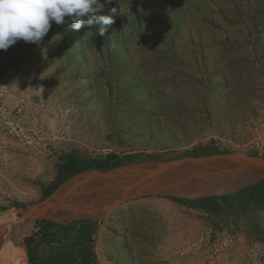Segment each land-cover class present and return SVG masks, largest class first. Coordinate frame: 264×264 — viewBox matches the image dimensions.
I'll return each instance as SVG.
<instances>
[{
    "label": "rangeland",
    "instance_id": "rangeland-1",
    "mask_svg": "<svg viewBox=\"0 0 264 264\" xmlns=\"http://www.w3.org/2000/svg\"><path fill=\"white\" fill-rule=\"evenodd\" d=\"M99 14L114 18L104 36L52 22L39 45L0 50V231L17 246L37 221L14 209L43 199L62 151L264 154V0H112ZM171 196L97 221L95 264H264V211L234 221Z\"/></svg>",
    "mask_w": 264,
    "mask_h": 264
},
{
    "label": "water",
    "instance_id": "water-1",
    "mask_svg": "<svg viewBox=\"0 0 264 264\" xmlns=\"http://www.w3.org/2000/svg\"><path fill=\"white\" fill-rule=\"evenodd\" d=\"M128 167L134 169L119 177H111L114 170ZM85 172L101 175L102 179L84 185L72 195L56 199L57 190L67 180L49 197L26 208L16 207L14 211L22 220H50L63 224L77 220L99 221L126 202L161 193L162 189L186 178L218 179L229 184H240V188L259 182L264 180V158L233 152L214 153L124 165L107 172Z\"/></svg>",
    "mask_w": 264,
    "mask_h": 264
},
{
    "label": "trees",
    "instance_id": "trees-1",
    "mask_svg": "<svg viewBox=\"0 0 264 264\" xmlns=\"http://www.w3.org/2000/svg\"><path fill=\"white\" fill-rule=\"evenodd\" d=\"M254 87L253 82L245 88ZM198 146L188 152V156L198 157L214 153H230L213 146ZM258 156V154H254ZM264 158V154L262 155ZM152 153L108 152L101 156H90L78 149L62 151L56 162L57 174L53 181L41 184L43 199L49 197L61 184L85 171L107 172L124 165L163 161ZM181 205L205 212L223 219L238 220L242 216L252 217L264 209V180L250 184L237 191L198 198L171 196ZM80 224V226H78ZM93 221L82 220L71 224H61L50 220L37 221V230L25 236L28 264H95L97 254L93 242L97 239Z\"/></svg>",
    "mask_w": 264,
    "mask_h": 264
},
{
    "label": "clouds",
    "instance_id": "clouds-1",
    "mask_svg": "<svg viewBox=\"0 0 264 264\" xmlns=\"http://www.w3.org/2000/svg\"><path fill=\"white\" fill-rule=\"evenodd\" d=\"M112 0H0V50L23 40L39 45L49 32L52 22L70 23L74 30L97 26L104 36L114 23L112 15L100 10ZM116 10L112 9L114 13ZM67 18V19H66Z\"/></svg>",
    "mask_w": 264,
    "mask_h": 264
},
{
    "label": "bare ground",
    "instance_id": "bare-ground-1",
    "mask_svg": "<svg viewBox=\"0 0 264 264\" xmlns=\"http://www.w3.org/2000/svg\"><path fill=\"white\" fill-rule=\"evenodd\" d=\"M122 174L123 172L111 177L115 176L116 178ZM100 179H102L101 176H88L85 173H80L64 183L57 190L55 198L59 199L72 195L75 191L80 190L84 185L97 182ZM178 183L182 184L179 185ZM178 183L174 186L162 189L161 191L166 194H174L181 197L198 198L207 195L229 193L240 188V184L237 183H218V179H203L200 177L186 178L185 180L182 179ZM203 183H205V186H201ZM15 243V240L8 239V237L5 234L2 235L0 231V264H27L28 259L26 248L23 246H17Z\"/></svg>",
    "mask_w": 264,
    "mask_h": 264
},
{
    "label": "crops",
    "instance_id": "crops-1",
    "mask_svg": "<svg viewBox=\"0 0 264 264\" xmlns=\"http://www.w3.org/2000/svg\"><path fill=\"white\" fill-rule=\"evenodd\" d=\"M237 191V190H236ZM234 192V191H233ZM229 193H231V192H229ZM222 194H225V193H222ZM215 195H218V194H215ZM208 196V195H207ZM261 211H264V209H260V210H258L256 213H258V212H261ZM32 220V219H31ZM34 220V219H33ZM36 221H41V220H36ZM77 221H82V220H77ZM77 221H74V222H77ZM90 221H93V220H90ZM94 222V225H95V227H96V229H97V224H96V222L97 221H93ZM73 223V222H72ZM61 224H63V223H61ZM67 224H71V223H67ZM78 226H80V224L78 225ZM37 230V226H36V229L32 232V233H34L35 231ZM96 232H97V230H96ZM31 233V234H32ZM30 235V234H29ZM94 238L96 237V235H94L93 236ZM24 242V241H23ZM95 244H96V240H94V242H93V250H94V252H96V250H95ZM25 246V245H24ZM96 254H97V252H96ZM98 257V256H97ZM27 259H28V257H27ZM27 264H28V262H27Z\"/></svg>",
    "mask_w": 264,
    "mask_h": 264
}]
</instances>
